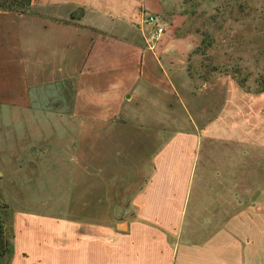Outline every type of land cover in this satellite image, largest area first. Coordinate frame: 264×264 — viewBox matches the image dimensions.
<instances>
[{
    "label": "crops",
    "instance_id": "1",
    "mask_svg": "<svg viewBox=\"0 0 264 264\" xmlns=\"http://www.w3.org/2000/svg\"><path fill=\"white\" fill-rule=\"evenodd\" d=\"M30 6L0 9V110L37 128L33 89L65 81L67 103H47L64 149L40 157L67 192L60 215L15 217L8 264H264L261 92L226 67L207 73L183 22L148 42L140 13L166 0Z\"/></svg>",
    "mask_w": 264,
    "mask_h": 264
},
{
    "label": "rangeland",
    "instance_id": "2",
    "mask_svg": "<svg viewBox=\"0 0 264 264\" xmlns=\"http://www.w3.org/2000/svg\"><path fill=\"white\" fill-rule=\"evenodd\" d=\"M166 1L169 4L168 9L158 15L165 21L173 19L177 24L183 22L185 30L194 28V34L196 31L206 32L208 35L204 36V41L201 33L199 37L200 42H204L202 46H206L205 56L212 64L222 63L228 68L240 66L248 72L250 84L264 70V0ZM177 31L180 32L175 28V35H178ZM57 83L59 84L56 86L47 83L33 89V115L35 122L38 120L37 128L24 130L16 110L8 109L5 112L3 107L0 110V202L8 205L4 216L11 243L9 254L0 264H8L14 255V223L20 212L50 215L63 213V208L57 205L63 200L67 190L56 189L60 185V188L65 186L64 176L60 175L56 180L50 174L49 163L52 160L43 153L40 157L41 152L64 149L63 143H52L48 140L51 129L49 124L58 118V112L50 111L51 105L47 104L50 102V93L63 99L64 105L68 100V91L64 90L65 81ZM261 94L264 99V91ZM248 105L251 106L250 103ZM255 105L256 102H253V107ZM26 114L27 118L33 119L32 112L27 111ZM257 115L258 124L264 134V109L258 108ZM64 119L65 117L61 120Z\"/></svg>",
    "mask_w": 264,
    "mask_h": 264
},
{
    "label": "trees",
    "instance_id": "3",
    "mask_svg": "<svg viewBox=\"0 0 264 264\" xmlns=\"http://www.w3.org/2000/svg\"><path fill=\"white\" fill-rule=\"evenodd\" d=\"M31 0H0V9L12 11L19 14H33L34 12L30 6ZM194 28H192L193 30ZM197 34L201 35V39L204 41V36L208 35L206 32L196 31ZM198 46L192 53L199 55L201 58V65L206 68L207 73L221 72L224 67L223 64H212L209 58L205 56L206 46ZM232 73V76L239 87L242 89L251 92V93H260L264 91V70L260 71L257 76L254 78L253 83L248 82V72L243 70L240 66L226 67ZM8 208L6 203L0 202V262L2 259L7 257L10 251V236L7 229V223L5 220V209Z\"/></svg>",
    "mask_w": 264,
    "mask_h": 264
},
{
    "label": "built area",
    "instance_id": "4",
    "mask_svg": "<svg viewBox=\"0 0 264 264\" xmlns=\"http://www.w3.org/2000/svg\"><path fill=\"white\" fill-rule=\"evenodd\" d=\"M140 15L142 22L151 25L148 42H157L165 31V21L158 14L146 10H142Z\"/></svg>",
    "mask_w": 264,
    "mask_h": 264
}]
</instances>
